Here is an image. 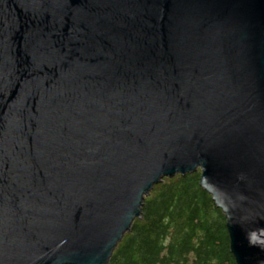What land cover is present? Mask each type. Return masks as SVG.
<instances>
[{
	"label": "water",
	"instance_id": "1",
	"mask_svg": "<svg viewBox=\"0 0 264 264\" xmlns=\"http://www.w3.org/2000/svg\"><path fill=\"white\" fill-rule=\"evenodd\" d=\"M198 171L264 264V0H0V264H108Z\"/></svg>",
	"mask_w": 264,
	"mask_h": 264
},
{
	"label": "trees",
	"instance_id": "2",
	"mask_svg": "<svg viewBox=\"0 0 264 264\" xmlns=\"http://www.w3.org/2000/svg\"><path fill=\"white\" fill-rule=\"evenodd\" d=\"M199 180L198 171L155 185L108 264H235L225 217Z\"/></svg>",
	"mask_w": 264,
	"mask_h": 264
}]
</instances>
